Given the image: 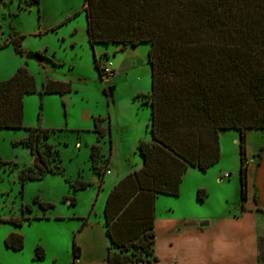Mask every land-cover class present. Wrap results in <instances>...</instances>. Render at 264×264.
<instances>
[{
    "label": "trees",
    "instance_id": "obj_1",
    "mask_svg": "<svg viewBox=\"0 0 264 264\" xmlns=\"http://www.w3.org/2000/svg\"><path fill=\"white\" fill-rule=\"evenodd\" d=\"M83 10L90 46L150 44L151 87L146 103L150 106L151 140L139 141L142 166L126 174L109 192L104 227L109 240L107 263H153L157 261L158 196H178L188 167L205 172L217 163L221 158L220 135L230 129L240 135L241 205L246 200V134L250 129L264 130V0H84ZM22 39L11 34L9 40L20 56L24 54ZM94 63L101 76L96 58ZM70 91V82L53 80L38 90L25 65L0 81V129L26 128L28 135L18 143L35 157L33 165L19 174L22 185L49 173H64L58 149L46 142L50 130L24 126V95ZM101 122V118L95 119L98 137L105 133ZM42 143L46 156L39 150ZM89 157L101 184L107 159L98 144L91 145ZM50 161L57 164L51 167ZM69 185L76 191L90 184L77 180ZM197 196L201 199L200 191ZM67 200L74 205L73 198ZM38 204L42 209L53 207ZM25 219L30 218L10 222L21 226ZM4 246L21 250L23 235L10 232ZM80 250L73 240V258ZM43 255V248L36 246L34 258L41 260Z\"/></svg>",
    "mask_w": 264,
    "mask_h": 264
},
{
    "label": "rangeland",
    "instance_id": "obj_2",
    "mask_svg": "<svg viewBox=\"0 0 264 264\" xmlns=\"http://www.w3.org/2000/svg\"><path fill=\"white\" fill-rule=\"evenodd\" d=\"M13 1L11 6L14 11H11L10 3L0 0V81L4 80L7 69L18 56L12 55L14 46L10 42L4 48L1 45L11 34H15L23 36L22 49L40 51L27 50L26 53L40 54L41 59L52 56L55 60L61 59V62L53 61L55 64L51 61L55 72L49 73L40 62L25 59L35 69L32 75L38 90L47 78L56 77L70 82L71 91L73 85L79 86L80 91H73L70 98L61 101L49 96L43 99L38 95L25 97L23 124L28 128L50 130L46 142L59 150L63 175L47 174L41 180L27 181L22 185L19 178L21 170L33 165L30 149L18 143L28 135V130L0 129V218L6 220L0 221V264H70L73 240L82 249L80 241L92 243L97 237L98 244L95 246L104 247V207L112 189L110 187L114 185L111 183H117L128 174L124 167L131 171L137 162H141L139 139L150 134V107L144 105L151 87V69L147 60L150 44L140 43L134 47H122L120 44L90 46L85 35L84 0H40L39 4L29 3L30 0ZM74 34L76 36L72 41L77 45L72 48L69 36ZM72 51L78 54L79 59L75 63L71 60ZM26 53L22 55L24 58ZM94 58L99 62L100 77ZM106 65L113 74L104 78L102 68ZM111 86H114V91L113 97L109 98L105 96L107 92L104 89ZM89 112L102 117L109 114L112 118L111 130H107L105 120V133L99 137L101 144L96 143L107 159L108 171L102 176L101 184L94 181L95 176L89 169V149L84 144L90 145L97 135L92 130L94 120L90 119ZM80 126L85 131H78ZM239 137L235 129L220 135L221 158L205 172L188 167L180 184L182 197L165 198L176 209V215H182L183 207L190 215L201 219L215 215L221 208L233 210L241 203ZM263 146L264 131L248 130L246 151H254L258 157L260 150L264 151ZM39 150L46 156L43 143L39 145ZM254 158L249 156L248 159ZM55 164V161L48 163L51 167ZM140 167L141 163L135 168ZM249 170L248 183L252 189L257 171L254 166H250ZM77 180L90 185L73 191L69 184ZM199 191L201 199L197 196ZM67 198H73L74 205H69ZM38 202L53 207L42 209ZM22 217L38 219H25L21 226L10 222V219ZM12 231H19L24 237L21 250L4 247V239ZM38 245L44 251L41 260L34 258V249Z\"/></svg>",
    "mask_w": 264,
    "mask_h": 264
},
{
    "label": "crops",
    "instance_id": "obj_3",
    "mask_svg": "<svg viewBox=\"0 0 264 264\" xmlns=\"http://www.w3.org/2000/svg\"><path fill=\"white\" fill-rule=\"evenodd\" d=\"M5 2L10 3V6L11 4L14 3L13 0H8V1L5 0ZM11 11H14V8L12 6H11ZM74 33L76 34V28L74 29ZM75 34L73 35L74 37L69 36L70 37L69 42L71 43L72 48H75V46L77 45L76 42L72 41L73 38H75L76 36ZM85 35L87 42L89 44L87 30ZM15 36L18 37V35ZM10 39L11 37L3 41L4 43H6V46L7 43H9ZM22 50L24 53H26L27 50H34L35 52H40L38 51V49H31V48L22 49ZM15 54L16 53L14 50V54L12 53V55ZM72 57H71L72 63H75L76 59H79L78 54L75 51H72ZM16 58L17 59H14L12 66L7 69L5 75L6 77L3 78L4 80L5 78L7 79L11 77L21 64H24L31 74L32 72H34L35 69L33 65L29 61H25L26 58L20 55H18ZM41 60L42 61H40L39 64L43 65L44 69H46L48 73L51 71L55 72V70L52 69L53 65L52 64L50 65L51 61L61 62L60 58L55 60L53 56L51 58L45 57ZM53 63L55 64V62ZM63 63H65V61H63ZM49 80L61 81L58 80L56 77L47 78L46 81L42 83L40 90ZM72 87H73V91L75 92L80 91L79 86L73 85ZM73 91L63 94L44 93L41 95L39 92L25 94L23 97V104H25V97L28 95H38L41 97V99H43V97L49 96L54 100L61 101L66 97L70 98L71 96L69 95L72 94ZM105 96L107 97V95ZM144 105L149 106V104L147 103ZM142 116L144 118L145 114L143 115L141 114V117ZM89 117L90 119L94 120V126H95V119L101 118L102 119L101 125L104 128H105L104 121L106 120L107 130L108 131L111 130L112 118L110 117L109 114L105 117H102L101 114L95 116L93 113H90ZM148 120L150 122V117ZM89 130L90 129H88V131ZM252 130H256V129H252ZM78 131L83 132L85 131V129H83L80 126ZM256 131L262 132L264 130H256ZM97 135L96 138L94 136L90 145H87L86 142L84 143L85 146H88L89 153H90V146L92 144H96V143L101 144L99 143L101 137L99 138ZM141 139L142 138H140L139 141ZM144 140L150 141L151 140L150 134L146 136ZM80 147L81 146L79 145L78 148L80 149ZM103 154L102 156L103 158H105V155ZM257 155L258 157L256 156V153H254V151H252V153L249 152L248 149L246 151L247 159L249 158V156H252L253 158L254 157L257 158L256 159L254 158L253 160L250 159L247 160L248 162L247 198L242 205L240 203L239 205L235 206L233 210L227 211L226 208H221V210L217 211L215 215H209L207 217L197 219L195 215H190L185 210V208L182 207V211H181L182 215L178 216L176 215V209L170 204H168L169 201L166 200L165 198L166 197L181 198L183 191L181 190L178 196L159 195L156 201V217H155L156 238H155V246H154L155 255L157 256V261L153 263H138V264H264V151L260 155L259 153ZM59 157H60V152H59ZM32 159L34 163L35 157L33 155H32ZM89 163H90V157H89ZM140 163L142 166L143 163L142 157ZM140 163L137 162L135 164V167L136 168L139 167ZM250 166H254L255 171H257V174L254 176L255 179L252 183V189L249 188ZM135 167H132L133 169L131 171L136 170ZM89 169L91 173L95 176L94 181L97 182V184H99L100 181L99 176L92 170L91 166ZM190 169H196V168L190 167ZM124 171L126 172L128 171V173L131 172L129 171L128 167H124ZM112 184L115 185L116 183H111V185ZM114 185H112V187L110 188H113ZM30 219H35V218L31 217ZM202 222H207V225L200 226ZM12 232L19 233V231H12ZM105 237H106L105 240H103L104 247L102 248H97L98 246H95L98 244L97 237L93 238L92 243L89 241L88 242L80 241L82 248L80 250L81 253L78 257L72 258L70 264H109L105 260L107 254V248L109 246V240L106 234ZM5 249L8 248L5 247ZM8 250H12V249H8ZM124 264H134V263H124Z\"/></svg>",
    "mask_w": 264,
    "mask_h": 264
},
{
    "label": "water",
    "instance_id": "obj_4",
    "mask_svg": "<svg viewBox=\"0 0 264 264\" xmlns=\"http://www.w3.org/2000/svg\"><path fill=\"white\" fill-rule=\"evenodd\" d=\"M26 59H31V60H36L38 62L41 61V58L38 56V54H35L33 52H27L25 54ZM113 91H114V86L108 87L107 88V97L112 98L113 97ZM207 222H202L200 226H206Z\"/></svg>",
    "mask_w": 264,
    "mask_h": 264
},
{
    "label": "built area",
    "instance_id": "obj_5",
    "mask_svg": "<svg viewBox=\"0 0 264 264\" xmlns=\"http://www.w3.org/2000/svg\"><path fill=\"white\" fill-rule=\"evenodd\" d=\"M2 33V30H1V24H0V34ZM109 66H111V63H109ZM108 65L104 66V68H102V73H103V77L106 78L107 75H112V70L111 68H109ZM224 176H227V174H225Z\"/></svg>",
    "mask_w": 264,
    "mask_h": 264
}]
</instances>
